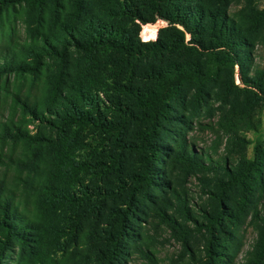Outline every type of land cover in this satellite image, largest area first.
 <instances>
[{
  "label": "trees",
  "instance_id": "obj_1",
  "mask_svg": "<svg viewBox=\"0 0 264 264\" xmlns=\"http://www.w3.org/2000/svg\"><path fill=\"white\" fill-rule=\"evenodd\" d=\"M233 1L0 0V264H122L143 206L169 185L160 181L163 158L215 169L184 139L171 148L166 138L183 119L186 88L197 102L221 73H243L248 29ZM156 20L167 26L155 39L147 23ZM241 81L262 90L260 76ZM71 149L86 154L76 159ZM219 168L212 211L194 227L207 234L206 264L231 255L215 241L232 242L233 205L257 227L246 264H264V159ZM172 190L174 203H162L191 218Z\"/></svg>",
  "mask_w": 264,
  "mask_h": 264
},
{
  "label": "rangeland",
  "instance_id": "obj_2",
  "mask_svg": "<svg viewBox=\"0 0 264 264\" xmlns=\"http://www.w3.org/2000/svg\"><path fill=\"white\" fill-rule=\"evenodd\" d=\"M230 12L242 18L248 29L245 33L248 46L243 51L249 53V60L244 63L243 73L237 66L233 68L231 79L226 73H221L197 102L192 101L193 88H186L183 107L179 111L183 119L175 126L173 138H166L167 146L171 148L176 140L184 139L201 159H205L206 165L215 169L209 172L188 171L181 163L174 162L172 156L163 158L159 166L160 181H168L169 185L154 190L152 202L143 206V212L134 223V240L128 242L127 256L122 264H150L135 249L137 246L149 251L156 264H206L204 247L207 234L196 231L194 227L196 221L201 222L202 213L212 211L210 190L213 191L215 176H220L219 167L223 165L231 170L241 161L264 159V0L233 1ZM147 24L156 30L155 39L158 31L167 26L162 20ZM140 32L138 36L143 41ZM257 76H260L261 91L241 81V77ZM79 140L91 142L87 134ZM70 154L78 159L86 154V150L81 154L71 149ZM131 163L132 158H129L127 165ZM205 177L207 180L203 183ZM82 179L86 180L85 177ZM172 187L184 195L191 218H179L173 206L162 203L168 198L174 203ZM235 199L236 194H230V202ZM258 201L264 203V194ZM157 206L165 209L167 215L174 216L178 224L186 226L187 234L178 232V227L172 229L165 224L158 215L159 210L155 209ZM232 208L240 218L232 242L225 238L215 241L218 254L228 247L231 255L217 257L213 264H246L256 241L257 227L251 215L242 217L235 205Z\"/></svg>",
  "mask_w": 264,
  "mask_h": 264
}]
</instances>
